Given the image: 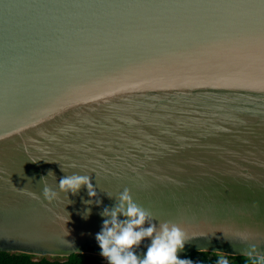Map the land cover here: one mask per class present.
Wrapping results in <instances>:
<instances>
[{"label":"water","instance_id":"95a60500","mask_svg":"<svg viewBox=\"0 0 264 264\" xmlns=\"http://www.w3.org/2000/svg\"><path fill=\"white\" fill-rule=\"evenodd\" d=\"M264 257V0H0V251Z\"/></svg>","mask_w":264,"mask_h":264},{"label":"trees","instance_id":"16d2710c","mask_svg":"<svg viewBox=\"0 0 264 264\" xmlns=\"http://www.w3.org/2000/svg\"><path fill=\"white\" fill-rule=\"evenodd\" d=\"M0 264H149L143 261L126 259L124 261H105L103 257L88 253H73L69 256L43 255L23 252L0 251ZM176 264H264V257L256 255H223L211 250H193Z\"/></svg>","mask_w":264,"mask_h":264}]
</instances>
